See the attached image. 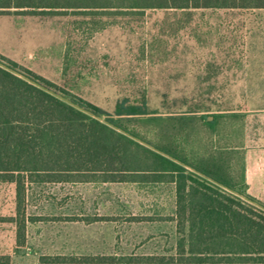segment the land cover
<instances>
[{
    "label": "rangeland",
    "instance_id": "1",
    "mask_svg": "<svg viewBox=\"0 0 264 264\" xmlns=\"http://www.w3.org/2000/svg\"><path fill=\"white\" fill-rule=\"evenodd\" d=\"M61 25L65 52L33 54L30 67L17 63L21 76L52 83L69 104L97 107L102 121L189 172L209 174L229 194L250 195L246 158L264 150V10L86 13ZM124 101L145 104L149 114L116 117ZM179 239L172 183L28 182L20 203L16 185L0 182V257L11 264L169 259Z\"/></svg>",
    "mask_w": 264,
    "mask_h": 264
},
{
    "label": "trees",
    "instance_id": "2",
    "mask_svg": "<svg viewBox=\"0 0 264 264\" xmlns=\"http://www.w3.org/2000/svg\"><path fill=\"white\" fill-rule=\"evenodd\" d=\"M132 12L152 9H257L264 0H131ZM119 8V6H115ZM106 8V7H99ZM0 64V182L16 185L24 200L27 183L157 182L176 186L180 239L175 256L48 257L41 264H264V211L243 205L245 192L229 194L207 173L146 147L102 121L93 105L75 106L36 76H21L8 58ZM30 73V72H29ZM38 83V84H37ZM143 107L120 103L115 116L148 115ZM113 121V120H111ZM0 264H11L0 257Z\"/></svg>",
    "mask_w": 264,
    "mask_h": 264
},
{
    "label": "crops",
    "instance_id": "3",
    "mask_svg": "<svg viewBox=\"0 0 264 264\" xmlns=\"http://www.w3.org/2000/svg\"><path fill=\"white\" fill-rule=\"evenodd\" d=\"M131 3V0H0V54L30 67L33 54L48 53L53 46H57L55 51L65 52L67 34L60 24L65 25L69 17L132 13L126 7ZM146 11L151 10L137 13ZM2 47H7V51ZM245 175L249 194L264 203V150L247 155Z\"/></svg>",
    "mask_w": 264,
    "mask_h": 264
}]
</instances>
